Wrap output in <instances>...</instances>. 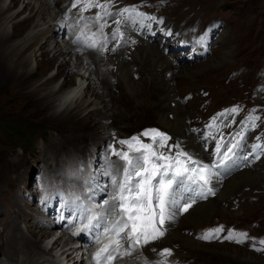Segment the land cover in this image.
Returning <instances> with one entry per match:
<instances>
[{
    "label": "rangeland",
    "instance_id": "1",
    "mask_svg": "<svg viewBox=\"0 0 264 264\" xmlns=\"http://www.w3.org/2000/svg\"><path fill=\"white\" fill-rule=\"evenodd\" d=\"M11 1H15L11 7L14 9L9 10ZM25 1L6 0L0 3V7L4 8L5 12H20L19 17L14 19L6 18L8 12L0 14V26L10 25L6 34L0 37V232L2 230L7 234L15 227L16 220L13 218L18 212L17 208L11 207L13 201L22 200L21 197L28 187L30 191L32 190L30 179L38 172L47 170L53 177L55 170H59L63 175L62 166L68 161H82L88 155L100 152L104 153L105 157H110L109 153L113 148L122 147L119 144L120 140L139 136L146 128L158 127L163 129L161 130L163 132L165 129L173 135L172 144H174L178 142V131L174 130V127L180 126V123L188 126L192 132L190 126L206 127L212 123L214 116H218L226 109L239 106L238 114L218 117L216 121L218 128L209 129L213 130L219 139L223 137L224 141L240 142L242 146L233 150L235 159H242L238 164L232 163L235 168L234 175L251 170L246 171V174H251L247 179L248 184H244L236 191L230 201L216 199L220 206L215 214L200 228L192 231L191 237L200 243L201 251L182 252L179 246H173L175 252L182 253L176 254L171 261L177 264H264V251H256L253 248V245L256 248H264V245L259 243L260 240H264L261 239L264 238V181L262 182L264 173L260 171L264 170L262 152L264 148L254 147L257 144L264 145L257 140V137H260L264 142V86L260 87L264 85V0H115V7L111 9L113 13L125 7H136L138 11L147 13L149 17L154 16L155 20L145 19L138 28L143 31H153L158 36L156 34L138 36L137 31L133 30L135 38L127 39V45L119 48L117 44L121 35L114 32L116 38L113 39L114 33H107L119 24L112 18L107 19L108 26L103 28V33L110 36L109 52L103 51L101 55L97 54L96 59H103L104 56L107 61L112 62L109 69L111 68L114 73L105 74L111 93L105 98L119 107L121 116L119 115L117 119L102 120L98 125L109 127L110 132L106 142L92 138L96 133L93 128L91 129V125L95 124L93 114L107 112V109L100 107V104L91 107L90 111L93 114L88 115V119L83 123L77 121L78 115L70 116L67 112L62 114L56 112V109L66 108L59 106L60 99L66 100L71 97V100L73 98L71 93L81 88L86 92L83 94L84 98L87 96L90 102L96 105L97 101L93 94L96 90V93L101 95L100 86L95 84L93 88L88 89L96 73L92 77L90 72L85 74L84 70L81 72L75 69L73 65L76 57L70 56L65 59L60 50L48 49L47 39L35 42L30 47V51L18 55L21 50H17V44L27 35L41 32L43 28L37 24V15L27 19L30 10L22 5ZM47 1L61 7L56 10L57 14L47 12L45 16L53 18V15H57V20L53 18L48 27L52 30L51 37L57 39L54 44L59 43L58 45L63 47L64 44H68L64 39L67 29L63 24L58 23L62 21L65 11L75 14L72 20H67V24L74 21L77 26L82 24V21L78 20L80 15L88 17L90 13L87 11L81 14L78 8L70 7L68 4L71 0ZM115 19L124 23L119 15L115 16ZM147 22L150 23L149 26H146ZM164 22L166 25L163 24ZM60 25L62 27L59 28ZM92 27L98 31L97 25L92 24ZM201 36L206 37L203 43L198 42ZM149 37H153L151 42L148 40ZM142 41L160 47L159 51L156 53L145 51ZM40 46L42 49L37 52ZM193 47L205 50V54L202 56L194 54ZM116 48L117 50H113ZM163 52L170 55L169 57L172 56L173 61L177 62L181 69L186 66L189 71V73L182 71L183 76L176 74L173 81L175 89L172 95L179 103L168 100V86L165 85V81L166 77L171 79L172 76L171 69L166 63L167 59L163 56L158 57ZM49 59H53L51 65ZM121 60H123L122 64L125 63L129 68L133 66L132 68L135 69L134 77L140 87L139 93L132 87L126 86L128 83L121 70L123 68ZM25 61L27 65H23ZM155 64H157L156 68ZM58 70L64 72L63 76L57 75ZM95 70H99V66L95 67ZM55 76L58 78L56 81H51L48 85L44 83ZM159 76L162 80L158 79ZM115 77L118 78L115 80ZM48 93H52V96L46 97L45 94ZM187 95H192L193 98L187 101ZM179 104L184 108L181 113L178 109ZM256 105L259 107H255ZM253 109L256 110V115L262 117V120L255 122L254 128L247 122V117ZM56 114L63 119L55 120ZM166 114H168L167 119L164 118ZM177 114L180 116V122L176 119ZM5 122L15 126V134L11 136L15 140L13 145L1 136V126ZM225 124L229 126L225 127ZM59 129L67 133L62 134ZM237 133L241 135L238 136ZM99 134L105 135L104 132ZM241 136H243L242 140ZM195 137L198 139L197 136ZM106 146L108 149L104 152L102 148ZM15 160H20V163ZM47 164L51 165V169H48ZM19 172L24 173L22 178L18 177ZM251 178L257 180L250 182ZM244 180L245 177H242L241 181ZM231 191L232 187L229 185L227 192ZM38 192L42 193V189ZM243 193L248 195L245 197ZM25 205L22 206L23 209L28 214H32L35 220L38 219V214L34 211L35 207L30 204ZM206 205L208 204L204 206ZM207 214L212 215V210ZM203 215L207 216L206 213ZM202 217L196 214L189 216V220L199 221ZM183 220L187 221V219ZM198 221L196 222H202V219ZM20 226L26 231L23 224ZM221 226L224 230L215 234L217 238L210 240L195 238L199 232H203V236ZM229 227H234V235L249 231L252 238L242 243L226 240L224 237L228 234L225 230ZM15 238L17 239L16 235ZM21 240L18 246V252L21 251L22 254L20 263L36 264L41 254L37 253L34 257L30 255L32 250L28 251L27 244L25 245V241ZM50 243L51 241L46 240L43 246L50 248ZM164 247V243L152 246L147 254L152 257L159 248ZM60 248L52 254L56 256L58 264H67L65 257L61 256ZM5 252L6 250L3 253L0 248V264H6L3 256ZM6 259L12 263L7 257Z\"/></svg>",
    "mask_w": 264,
    "mask_h": 264
},
{
    "label": "snow or ice",
    "instance_id": "2",
    "mask_svg": "<svg viewBox=\"0 0 264 264\" xmlns=\"http://www.w3.org/2000/svg\"><path fill=\"white\" fill-rule=\"evenodd\" d=\"M113 7L115 0H73L72 8H78L81 14L93 8L97 9L94 16L79 17L85 25L98 26V32H93L90 36L82 32L81 36L76 38V42L82 48L98 46L92 38L103 33V28L108 26V18L120 24L122 21L115 19V16L119 15L125 24L136 25L142 24L145 19H156L138 11L136 7H125L116 13L112 12ZM112 38H116L115 33ZM205 40L206 37L201 36L198 42L203 43ZM239 111V106L226 109L218 116H214L212 123L206 127L218 128L216 123L218 117L238 114ZM255 112L253 109L247 117V122L253 128L256 121L262 120ZM210 136L209 133L203 137L205 147ZM142 137L146 138L147 142ZM211 139L217 141L214 147L215 160L207 163L197 153L186 151L179 142L169 144L170 135L156 128L145 130L139 136L127 140H120L119 144L122 147L113 148L109 153V156H115L117 159L105 163L103 170L86 182L85 194L79 196L72 193L65 198L70 219L83 224V227L73 235L84 232L90 237L91 245H102L92 254L94 264H114L118 257L132 255L138 248H143L151 241L163 237L167 231L166 222L174 220L178 210L187 211L197 199L215 195L212 184L214 180L218 182L222 174L218 170L223 169V173L226 174L231 167L227 162H235L233 150L242 145L239 141L236 143L224 141L223 137L217 139L211 136ZM259 139L260 137H257V140ZM254 147L264 148V145L257 144ZM230 153L232 155H229ZM98 194L103 196L99 202ZM114 213L116 219L112 220L110 217ZM223 230L221 226L199 238L214 239L217 238L215 234ZM233 231L229 230V234L224 238L236 240L237 243L248 239L247 233L234 235ZM105 240H108V243H103ZM259 243L264 245V240H260ZM253 248L256 251H264V248H256L255 245ZM172 254V249H162L159 255L165 259L155 264H167V257ZM145 264L149 262L145 260Z\"/></svg>",
    "mask_w": 264,
    "mask_h": 264
},
{
    "label": "bare ground",
    "instance_id": "3",
    "mask_svg": "<svg viewBox=\"0 0 264 264\" xmlns=\"http://www.w3.org/2000/svg\"><path fill=\"white\" fill-rule=\"evenodd\" d=\"M4 1H6V0H0V3L4 2ZM13 3H15V1H11V5H9V7H8L9 10L14 9V7L11 8L13 6ZM22 5L28 11L30 10V15L27 19H30L32 16L37 15L38 16L37 24H38V26L43 27V28H42V31L38 32V33L33 31L35 33L34 35H31L32 33L27 35L20 43L17 44V48H18L17 50H19V49L21 50V51L19 50L20 53H18V55H22V53L26 54L28 51H30V47H32L35 42L37 43V42H40L39 40L44 41L47 39L46 42L48 43V46H47L48 49L60 50L62 55L65 57V59L69 58L70 56L76 57V62L73 65V67L75 69H79V70H81V72L84 70L85 74L90 72V75H92V77L94 76V73H96L95 77H93V79H91V81L89 83V87H88V89L93 88L95 86V84H98L100 86L99 92H101V95H99L98 92L96 93V90H95V93L93 94L95 96V100L97 101L96 105H94L93 102H90V100L87 98V96L84 98L83 94H85L86 92H83L82 88H81L80 90L77 89L78 91L75 92L76 94L71 93V95L73 94L72 95L73 98L71 100H70L71 97L67 98L66 100H65V98L60 99L59 100V106L63 107V108L66 107V108H64L62 110L56 109V112L59 114H62L63 112H67V114H70V116L71 115H73V116L78 115L77 121L80 123H83L88 119V117H87L88 115L93 114V112L90 111L91 107L97 106V104H100V107H102L103 109H107V112H104V113L102 112V114H99V115H96L95 113L93 114V119L95 121V124L91 125V129L93 128V130L96 133H94L92 135V138L94 140H97V138H98V141L102 140V141L106 142L105 140L108 139V134L110 132L109 127H105L103 125L98 126V125H100V122L102 120H107L108 118L117 119L120 115L119 107H117V105L115 103L112 104L109 99L105 98L106 95H110V93H111L110 88H109V83L105 80V74L110 73V72H112V74L114 73V71L111 70V68L109 69V67L112 66L111 65L112 62L107 61L106 60L107 58H105L104 56L103 57L101 56L103 59H100V60L96 59V55L98 53H91V54H88L87 56L83 57L82 55L79 54L80 51L76 50L71 45L72 42L69 39H68V41H66V43H68V44H66V45L64 44L63 47L58 45L59 43L54 44V42H56L57 39L54 37H51L52 30L50 27H48V24H50L53 21V18L55 20L57 15H53V18H51V17L47 18L45 16V14L47 12H49V13L52 12V13L57 14L56 10L61 8L60 6H57L55 3H49L47 0H26L25 2H23ZM54 6L56 7V9ZM61 11L64 13L63 9ZM7 12H5L4 8L0 7V14H4V13L6 14L7 13L6 18H8V19L11 17H13V19H14L16 17H19V15H20V12H18V13H15L13 11H7ZM5 20H7V19H5ZM58 24H63V21H61ZM9 27H10V25H7V26L1 25L0 26V37L1 38L6 34V31L9 29ZM60 27H62V25H60L59 28ZM137 27H138V25H136V24H126L125 25V28L131 32H133V30H136ZM64 28L67 29V27H64ZM58 34H60V33H58ZM133 34L134 33H131V35H133ZM144 35H146L145 31H144ZM56 36H58V35H56ZM128 38H129V36L127 35L126 40ZM139 40H140V38H139ZM142 45H143V48L145 49V51H152L154 53L159 51V48H160V47L158 48L156 45H152L151 43L148 44V43L143 42ZM37 49H38L37 52H39L42 49V46L38 47ZM12 50H14V49H12ZM52 53H55V52H52ZM196 53L198 55L204 54L202 51H196ZM98 55H101V54H98ZM162 56L167 59L166 63H167V66L171 69L170 75L172 76L171 79H168V77H166V81H165V85L168 86V93H169L168 94V100H169V102H171L170 100H172L174 103H176V102H178V100L172 95V91L175 89V85H174L173 81L176 78V74L183 76L184 74L182 73V71H186V73H189V71H188L186 66H183V68L181 69L180 65L177 62L173 61L172 56L169 57L170 55H167L163 52V54L159 55L158 57L160 58ZM49 61H50V65H51V63L53 62V59H49ZM122 62H123V60H121V64H122ZM23 65H27V62L26 61L23 62ZM98 66H99V70H95V67H98ZM122 66H123V68L121 69L122 73L124 74L125 78L127 79L126 81L128 83V85H126L127 83L125 85L132 87L136 92H138L140 87L135 82V77H134L135 73H136L135 69L132 68L133 66L131 68H129L125 63H123ZM156 66H157V64H155V68H156ZM63 73L64 72L62 70H58L57 75L63 76ZM117 78L115 77V80ZM57 79L58 78L55 76L53 78L47 79L44 83L48 85L49 82H51V81L53 82L54 80L56 81ZM158 79L162 80V77L159 76ZM153 80L155 81V78H153ZM85 90H87V89H85ZM141 94H142V91H141ZM45 96L50 97V96H52V93L45 94ZM178 109H179V113H181V111H184L183 110L184 108L181 104L178 105ZM59 114H56L57 117L54 116L55 120L63 119L59 116ZM167 115L168 114H166V116L164 118L167 119V117H168ZM179 117L180 116L177 114L176 119H178V121H179ZM181 121L183 122V120H181ZM179 125L180 126L177 125L176 127H174V130L178 131V135H177L178 142L183 146V148L186 151L197 153L199 155V157L203 158L204 160L207 159L208 154L204 151L203 145L199 142V140L195 137V135L188 129V126H185L183 123H180ZM169 126H171V125H169ZM59 131L62 134L67 133L63 129H59ZM102 132H104L105 135L99 134ZM15 161L17 163H20V160H15ZM35 162H37V161H35ZM47 167H48V169H51V165L47 164ZM29 168H31V167H29ZM246 171H251V170H245V171L240 172L236 175L233 174L231 176V178L226 179V181H225V179L224 180L223 179L218 180L217 184L220 187H219L217 197L213 200H208L206 203L202 204L200 207H199L200 204H198L193 209H191L183 218V219H187L186 222H184V220L182 219L177 224H171L169 227V232L163 241L165 246L170 247V248H172L173 245L179 246L182 249V252L187 251V250L201 251V248H199L201 246L200 243L195 241V239L191 237L190 231L197 230L198 228H200L201 225L206 220H209L215 214L218 207L220 206L219 201L216 202V199H219L221 201H225L226 199H228L230 201L231 196H233L236 191L240 190L244 184H248L247 179H248V177H250L251 174H246ZM260 171L264 173V170H260ZM23 176H24L23 172L18 173V177L22 178ZM53 177H55V180H58V179L62 180V178H63V176L59 172V170H55V175ZM242 177H245L244 181H241ZM256 180H257V178L252 179L250 182H255ZM263 181H264V176H263L262 182ZM229 185H231V187H232V191L230 193L227 192ZM243 194L245 197L248 195L247 193H243ZM205 204H208V205L204 206ZM22 206L23 205L19 202L18 199L13 201V205L11 207H13L15 209L17 208V212H18L16 217L13 218L16 220L15 227L11 228L7 234L5 231H2V230L0 232V248L3 250V253L6 250L5 254L3 255L5 257L6 264H12V263L13 264H19L22 261V254H20L21 251H20V253L18 252V246L22 242L21 239H23L25 241L24 242L25 245L27 244V246H28L27 250L28 251L32 250V253H30V255H33V257H34L35 254H37V253L41 254V255H39L40 257L38 259L36 258L37 259L36 264H58L56 261V256H54L52 253L60 247H61L60 249L62 251L61 256L65 257L67 264H72L74 262V260H76V259H78V261H81L83 264L86 263L85 254L82 255V253H80L82 251V249L76 248V244L72 242L73 239L68 237L67 235H61L62 236L61 238H59L55 241H52L49 244L50 248L43 246V243L47 240L48 235L50 234L49 231H50L52 225H49V226L43 228L41 226V224L39 223V221L35 220L32 217V214H28L26 212V210L23 209ZM211 210H212V215L207 214V212H210ZM203 213H206V215L208 217L204 216ZM196 214L203 216L201 218L202 222H199L201 219L199 221L197 219L189 220V216H194ZM196 221H198L199 223H197ZM20 224L25 225L26 231L22 230ZM47 224H49V223H47ZM15 235H16L17 239L15 238ZM23 235H25L26 237H24ZM5 236H6V239H4ZM147 251H148V249H147ZM182 252L181 251L177 252V254H181ZM73 255H75V256H73ZM6 257L9 260H11L12 263L8 262ZM29 259H27V260H29ZM3 262H4V260H3ZM28 262H32V261H28ZM26 264H27V262H26Z\"/></svg>",
    "mask_w": 264,
    "mask_h": 264
},
{
    "label": "trees",
    "instance_id": "4",
    "mask_svg": "<svg viewBox=\"0 0 264 264\" xmlns=\"http://www.w3.org/2000/svg\"><path fill=\"white\" fill-rule=\"evenodd\" d=\"M1 136L6 139V141L13 145L15 143V140L11 137L13 134H15V126L10 122H5L1 126Z\"/></svg>",
    "mask_w": 264,
    "mask_h": 264
}]
</instances>
